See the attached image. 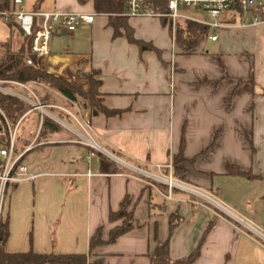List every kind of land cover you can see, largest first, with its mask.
I'll use <instances>...</instances> for the list:
<instances>
[{"label": "crops", "instance_id": "obj_1", "mask_svg": "<svg viewBox=\"0 0 264 264\" xmlns=\"http://www.w3.org/2000/svg\"><path fill=\"white\" fill-rule=\"evenodd\" d=\"M13 7L96 14L92 25L74 33L56 31L51 55L37 59V65L77 83L83 75L96 72L103 105L118 114L91 116L89 103L82 108L78 101L39 84L12 88L30 100L29 94L55 92L56 102H47L46 107L59 111L60 117L51 110L31 109L22 120L33 116L28 132L17 138L16 150L33 146L25 164L34 179L9 191L7 253L89 254L90 240L99 228H104L107 239L110 230L122 223L109 219L126 196L133 199L139 227L114 244L97 248L91 261L151 264L149 255L169 237L173 213L181 219L170 240L173 261L197 249L213 219L215 226L195 264H239L242 253L246 257L250 250L264 251L249 226L264 233V22L235 26L227 14L217 33L208 27L210 33L201 38L198 48L185 53L176 42V31L164 21L129 18L135 39L152 46L142 51L129 42L124 30L115 37L110 17L95 12L94 0H21ZM7 28L10 33L0 38V44L14 37L23 40L19 27ZM16 30L19 34L13 35ZM214 34L217 41L210 40ZM47 111L70 130L59 127L41 135L44 116L51 118ZM182 138L188 159L216 141L196 164L211 178L193 179L192 186L230 212L181 190L169 201L164 197L168 188H155L126 167L167 174L165 166L179 153ZM229 165L255 178L232 175Z\"/></svg>", "mask_w": 264, "mask_h": 264}, {"label": "trees", "instance_id": "obj_2", "mask_svg": "<svg viewBox=\"0 0 264 264\" xmlns=\"http://www.w3.org/2000/svg\"><path fill=\"white\" fill-rule=\"evenodd\" d=\"M149 9L153 12H164L167 9L165 0H146ZM128 0H94V8L97 14L108 15L110 17V25L115 30V37L122 34L124 30L127 34L129 42L136 44L142 51L152 49L151 45L137 40L134 37L133 30L128 25V17L123 16L127 10ZM15 1L0 0V13L10 12L15 10ZM11 29H17L18 25L14 20L6 23ZM210 30L207 26L185 22L178 23L175 33L177 44L183 52L188 53L198 48L200 40L203 36H208ZM22 43L18 52H12L11 41L0 44V48H5V57L0 61V81H9L23 84H39L47 86L55 90L61 96L71 102H77L78 99L87 100L90 104L91 116L103 114L105 116H113L118 112L108 110L101 99L99 92L100 81L94 76L96 72H91L92 75H84V79L89 82L88 87L77 82L58 77L54 74L46 72L38 68L37 57L31 51V39L22 37ZM153 50L157 51L153 48ZM31 60L33 65H28L27 61ZM48 101H41L43 106H46ZM33 107L26 101L12 95H7L0 92V145L7 146L9 144V132L7 122L11 126H15L17 122L27 114ZM59 126L48 116H44L41 135L48 130H56ZM216 146V141L193 158H186L184 155L186 141L182 138L179 153L172 158V175L174 179L183 182L194 179H209L212 175L202 172L196 168L199 160L204 158L210 150ZM111 166L123 170L115 163L111 162ZM228 171L235 176H246L249 179H254L253 175L242 172L238 167L229 165ZM169 171L167 170L166 173ZM164 186V185H163ZM159 186L161 190L168 188L167 186ZM150 188V187H149ZM176 190H173V193ZM166 199H164V202ZM133 199L126 196L121 204V209L116 213H111L110 222L122 223L110 230L108 238L104 237V228L101 227L92 236L89 244V254H73V255H56V254H37L33 251L27 253L10 254L5 251V244L9 237L8 224H3L0 229V264H104L101 259L90 260L93 252L102 246L111 245L117 242L119 238L139 227L134 221V206ZM165 206V203H163ZM160 208H164L163 206ZM181 223V219L175 213L169 217V237L163 243H159L153 252L149 255L151 264H195L200 257L201 247L205 242L207 235L215 226L213 219L203 236L197 249L187 258L173 261L170 257V240ZM154 239L157 240V227L154 230Z\"/></svg>", "mask_w": 264, "mask_h": 264}, {"label": "built area", "instance_id": "obj_3", "mask_svg": "<svg viewBox=\"0 0 264 264\" xmlns=\"http://www.w3.org/2000/svg\"><path fill=\"white\" fill-rule=\"evenodd\" d=\"M167 9L164 12H153L149 9L146 0H128L127 10L123 14L128 18H154L164 21L174 32L177 24L181 22H193L205 25L215 33L223 27L221 19L227 14H239L243 17L244 22L250 25H258L264 22V4H259L255 0H165ZM21 3V0H15V5ZM185 10H193L200 13L208 14L213 21L203 22L196 18L184 14ZM0 17L7 23L14 20L24 37L31 39V51L36 55L37 59L51 55V41L56 31H65L74 33L79 27L84 25H92L95 21L96 14L83 13H60L33 11L29 12L23 9L13 10L10 12L0 13ZM216 34L210 37L211 41H217ZM28 65H33L31 60L27 61ZM11 83L18 88H26L25 85L16 82L0 81V92L16 96L28 102L34 109L44 113L47 109L43 106L35 96V101L26 98L11 89L6 88L3 84ZM24 116L12 127L8 121L9 144L7 146L0 145V229L5 224V206L7 195L14 186L26 181L34 179L29 173V169L25 164V156L33 149L28 147L23 152H17V131ZM89 127V122H87ZM164 167V166H163ZM162 166L159 167L161 170ZM168 173L161 176L152 175L156 179L164 180L168 187L169 193L164 197L172 201L173 190H181L191 193L195 196H202L210 199L212 202L220 206L223 210L229 211L225 204L214 200L212 195L199 190L198 188L178 182L172 175V162L165 166ZM154 186L153 184H150ZM155 187V186H154ZM156 188V187H155ZM214 198V197H213ZM230 212V211H229ZM264 239V233L249 224Z\"/></svg>", "mask_w": 264, "mask_h": 264}, {"label": "rangeland", "instance_id": "obj_4", "mask_svg": "<svg viewBox=\"0 0 264 264\" xmlns=\"http://www.w3.org/2000/svg\"><path fill=\"white\" fill-rule=\"evenodd\" d=\"M257 3H259V4H264V0H255ZM184 14H186V15H188V16H190V17H193V18H196V19H198V20H200V21H203V22H212L213 21V19L208 15V14H206V13H200V12H196V11H193V10H185L184 11ZM230 15V22L229 23H231L232 25H235V26H237V25H241L242 23H244V19H243V17L241 16V15H239V14H229ZM9 33H10V31L8 30V28H7V25H6V23H5V21L0 17V38H5L6 36H8L9 35ZM14 33L15 34H19V32L16 30L15 32L13 31V35H14ZM11 50H12V52H18L19 51V48H20V45H21V43H22V40L21 39H19L18 37H14V38H12L11 40ZM5 52H6V50H5V48H0V61L5 57ZM85 75H92V73L91 72H89V73H87V74H85ZM83 77H84V75H83ZM82 77V81L81 82H78V83H80V84H82V85H86L87 87H88V85H89V82L86 80V79H84ZM95 77L96 76H94V79H95ZM4 82H9V81H4ZM6 88H8V89H11L12 90V88L14 89L15 88V86L14 85H12L11 83H5V84H3ZM45 87H47V86H45ZM48 88V87H47ZM16 89V88H15ZM17 89H18V87H17ZM49 89H51V88H49ZM53 90V89H52ZM55 91V90H54ZM56 92V91H55ZM55 92L54 93H52V95H50V94H39L38 92L36 93V97H37V99H38V101L41 103V101L43 102V101H48V102H56V99L54 98V96L56 95L55 94ZM57 93V92H56ZM29 96L31 97V99H32V101H35V99H34V97H32L30 94H29ZM54 100V101H53ZM78 102L80 103V107H84V105L86 106V102L87 103H89L87 100H83V99H78ZM28 103V102H27ZM90 104V103H89ZM47 110H51L52 111V113L55 115V116H59V111H57V110H53L52 108H48ZM49 111H47V113L46 114H48L51 118H53L54 120V122L59 126V127H62V130H63V132H66L68 129L70 130V128L68 127V126H65L64 124H62L61 123V121H60V118L59 119H57V118H54V116H52V115H50V113H48ZM33 116H30V117H27L24 121H22L21 122V124H20V126L18 127V131H17V138L20 136L21 137V135H23V133L26 131V132H28V130L30 129V124H31V118H32ZM60 117V116H59ZM25 118V117H24ZM61 125H59V124ZM71 124V123H70ZM12 127H14V126H12ZM116 155V154H115ZM117 156V155H116ZM119 158H122V157H120V156H118ZM117 160V159H116ZM118 161V160H117ZM126 167H128L129 169H131V170H133V171H135L137 174H139V175H141L146 181H148L149 182V184H153L155 187H159V186H165L166 184H165V181L164 180H160V179H156V178H154L151 174L152 173H149V172H146V171H140V170H138V169H132L131 167H129V166H126ZM163 175H165V172H163ZM158 176H161V175H158ZM194 178H191L189 181H187V182H183V181H180V180H178V179H176L178 182H181V183H183V184H187V185H194V180H193ZM163 186V187H164ZM160 189V188H159ZM161 190V189H160ZM8 197H9V193H8V195H7V199H8ZM198 197H200V198H203L204 200H206V201H208L211 205H215V207H217L218 209L220 208V206H218L217 204H215L214 202H212L210 199H208V198H205V197H202V196H198ZM212 199H214L215 200V198H213V197H211ZM222 209V208H221ZM223 210V209H222ZM254 235H255V237L257 238V239H259V240H257V241H259V242H261V243H263V245H264V239H262L260 236H258L257 234H255L254 233ZM239 264H264V251H261V250H256V249H253V250H250V251H248V255L245 257V255L242 253L240 256H239Z\"/></svg>", "mask_w": 264, "mask_h": 264}, {"label": "water", "instance_id": "obj_5", "mask_svg": "<svg viewBox=\"0 0 264 264\" xmlns=\"http://www.w3.org/2000/svg\"><path fill=\"white\" fill-rule=\"evenodd\" d=\"M22 35H23V33H22Z\"/></svg>", "mask_w": 264, "mask_h": 264}]
</instances>
